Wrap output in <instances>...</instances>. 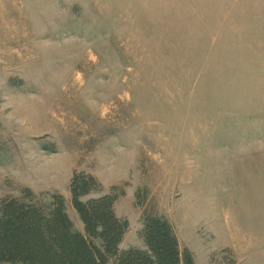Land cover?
Segmentation results:
<instances>
[{
  "label": "rangeland",
  "instance_id": "1",
  "mask_svg": "<svg viewBox=\"0 0 264 264\" xmlns=\"http://www.w3.org/2000/svg\"><path fill=\"white\" fill-rule=\"evenodd\" d=\"M75 171L122 249L157 214L195 264H264V0H0V199L81 231Z\"/></svg>",
  "mask_w": 264,
  "mask_h": 264
},
{
  "label": "trees",
  "instance_id": "2",
  "mask_svg": "<svg viewBox=\"0 0 264 264\" xmlns=\"http://www.w3.org/2000/svg\"><path fill=\"white\" fill-rule=\"evenodd\" d=\"M90 174L73 172L68 190L82 230H75L66 200L53 194L45 201L24 187L19 196L0 199V264H195L181 248L164 216L144 214L141 247L120 248L128 221L114 211L116 195L82 200L98 189Z\"/></svg>",
  "mask_w": 264,
  "mask_h": 264
}]
</instances>
